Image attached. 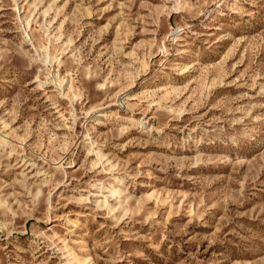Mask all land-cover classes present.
<instances>
[{
  "label": "rangeland",
  "instance_id": "rangeland-1",
  "mask_svg": "<svg viewBox=\"0 0 264 264\" xmlns=\"http://www.w3.org/2000/svg\"><path fill=\"white\" fill-rule=\"evenodd\" d=\"M0 264H264V0H0Z\"/></svg>",
  "mask_w": 264,
  "mask_h": 264
}]
</instances>
